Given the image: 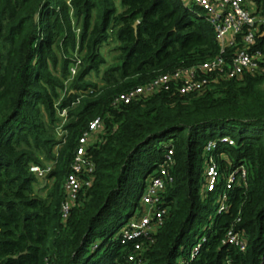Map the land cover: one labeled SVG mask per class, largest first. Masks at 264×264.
Wrapping results in <instances>:
<instances>
[{
	"label": "trees",
	"instance_id": "obj_1",
	"mask_svg": "<svg viewBox=\"0 0 264 264\" xmlns=\"http://www.w3.org/2000/svg\"><path fill=\"white\" fill-rule=\"evenodd\" d=\"M121 7L0 0V264H264V62L255 74L220 78L198 92L171 85L116 106L120 93L221 52L214 26L182 0H121ZM110 38L116 58L98 85L86 76L106 64L101 49ZM256 39L264 50V34ZM99 116L103 129L86 152L92 182L65 216L80 137ZM225 136L234 143L218 140L213 150L222 181L206 191L205 145ZM169 149L163 223L122 243V227L138 216L147 178ZM48 162L52 183L40 194L31 167L46 170ZM241 163L247 177L219 212L225 178ZM230 228L244 234L245 250L226 241Z\"/></svg>",
	"mask_w": 264,
	"mask_h": 264
},
{
	"label": "built area",
	"instance_id": "obj_2",
	"mask_svg": "<svg viewBox=\"0 0 264 264\" xmlns=\"http://www.w3.org/2000/svg\"><path fill=\"white\" fill-rule=\"evenodd\" d=\"M182 1L188 6L197 7L195 12L205 16L214 26L220 43V54L202 63L161 74L146 84L122 92L114 101L116 106L148 97L162 89H168L171 85H175L181 93L186 94L203 90L220 78H241L245 73L255 74L261 70V62H264V50L255 45L258 34H264V0H261L260 3L253 0ZM239 37L240 40L238 41ZM230 48L235 49L228 55L227 52ZM225 56L233 57L227 59ZM76 70V66L71 68L73 75ZM66 113V109L61 112L64 116ZM102 129L103 119L99 116L90 123L89 129L80 137L73 171L67 176L65 182L67 191V201L63 207L65 216L71 203L77 198L80 189L85 185L89 186L92 182L93 165L87 161L86 152L90 144L99 140L98 134ZM61 133L64 134L65 131ZM218 140L234 143L231 137L225 136L219 139H211L205 145L204 188L206 191L216 190L222 181V173L213 152ZM172 155L173 150L169 149L166 158L156 173L152 175L142 194V202L147 208L146 211L139 216H133L129 223L122 227V243L129 239L147 236L163 223L168 208L161 206L160 200L166 185L172 181L170 174V168L174 162ZM31 170L36 172L38 176H46V170L38 165H33ZM246 177L247 167L244 163L227 174L225 183L217 197L219 212L228 209L229 191L233 185L245 180ZM203 239L205 240V237ZM226 241L242 251L247 247V239L244 234L232 228L228 229L226 233ZM199 246L200 244L195 249L197 250ZM135 248L141 250L142 246L137 243Z\"/></svg>",
	"mask_w": 264,
	"mask_h": 264
},
{
	"label": "rangeland",
	"instance_id": "obj_3",
	"mask_svg": "<svg viewBox=\"0 0 264 264\" xmlns=\"http://www.w3.org/2000/svg\"><path fill=\"white\" fill-rule=\"evenodd\" d=\"M116 4L118 5V7L120 9H122L121 7V0H115ZM117 40H113L112 38H110V40L104 44V46L102 47L101 49V52L102 54L104 55L105 59H106V64H104L102 67H101V71L99 73H96L95 71H92L89 75L86 76L87 80H90L94 83H97L98 85H101L102 83V80H101V76L103 74V71L104 69L106 68V66H108L109 64L113 63L115 61V58H116V50H114L113 48L117 45ZM73 67V66H72ZM71 67V68H72ZM60 66H58V70H60ZM53 165L51 162H48V169H46V173L49 171L50 168H52ZM153 173L150 174L147 178V184L148 182L150 181L151 177H152ZM40 179H39V183H37L36 185V190L40 193V194H45L46 193V190H42L41 189V186H45L46 184H51L52 183V180H46V177H41L39 176ZM139 204H140V207L136 210V213H138V216L142 214V212H145L146 211V206L144 205V203L141 201V198L139 200ZM131 220V218H128L127 223H129V221ZM124 224V225H125ZM204 224H202L200 226V234H201V230H203ZM198 236V241H201V238L203 236Z\"/></svg>",
	"mask_w": 264,
	"mask_h": 264
},
{
	"label": "water",
	"instance_id": "obj_4",
	"mask_svg": "<svg viewBox=\"0 0 264 264\" xmlns=\"http://www.w3.org/2000/svg\"><path fill=\"white\" fill-rule=\"evenodd\" d=\"M135 26L137 27V23L135 24Z\"/></svg>",
	"mask_w": 264,
	"mask_h": 264
}]
</instances>
